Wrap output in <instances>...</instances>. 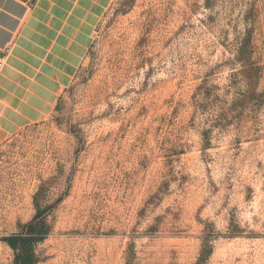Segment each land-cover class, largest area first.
<instances>
[{"label":"rangeland","instance_id":"obj_1","mask_svg":"<svg viewBox=\"0 0 264 264\" xmlns=\"http://www.w3.org/2000/svg\"><path fill=\"white\" fill-rule=\"evenodd\" d=\"M31 18L14 45L75 71L54 65L48 111L0 131V264L35 216L37 264H264V0H40Z\"/></svg>","mask_w":264,"mask_h":264},{"label":"crops","instance_id":"obj_2","mask_svg":"<svg viewBox=\"0 0 264 264\" xmlns=\"http://www.w3.org/2000/svg\"><path fill=\"white\" fill-rule=\"evenodd\" d=\"M40 0H0V55L4 56V63L0 68V131H8L15 128L21 120L13 118L28 119L19 113L18 108L30 107L27 112L34 116H43L49 109V102L54 98V89L58 86V81L54 79L56 68L61 69L60 81H69L75 71V66L62 59L58 55L48 52L44 58L24 49L19 45H14L20 35H26L32 23L31 11ZM52 63V64H50ZM39 67L42 72L35 69ZM28 71V76H36L39 82L32 81L29 77L21 73ZM32 72V73H31ZM31 73V74H29ZM17 80L27 83L29 89L38 93L33 94L30 90L21 86ZM33 97L35 103L40 106L36 109L25 103L20 98ZM16 106L17 108H15Z\"/></svg>","mask_w":264,"mask_h":264},{"label":"trees","instance_id":"obj_3","mask_svg":"<svg viewBox=\"0 0 264 264\" xmlns=\"http://www.w3.org/2000/svg\"><path fill=\"white\" fill-rule=\"evenodd\" d=\"M48 234L46 225L35 216L32 220L19 225L16 232L4 237L13 250L12 264H37L36 246Z\"/></svg>","mask_w":264,"mask_h":264},{"label":"built area","instance_id":"obj_4","mask_svg":"<svg viewBox=\"0 0 264 264\" xmlns=\"http://www.w3.org/2000/svg\"><path fill=\"white\" fill-rule=\"evenodd\" d=\"M4 63V56L0 55V67L3 65Z\"/></svg>","mask_w":264,"mask_h":264}]
</instances>
